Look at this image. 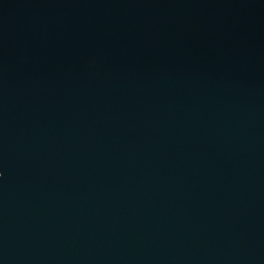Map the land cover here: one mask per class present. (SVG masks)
Instances as JSON below:
<instances>
[{"label": "water", "instance_id": "water-1", "mask_svg": "<svg viewBox=\"0 0 264 264\" xmlns=\"http://www.w3.org/2000/svg\"><path fill=\"white\" fill-rule=\"evenodd\" d=\"M0 264H264V0H0Z\"/></svg>", "mask_w": 264, "mask_h": 264}]
</instances>
